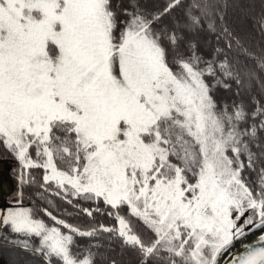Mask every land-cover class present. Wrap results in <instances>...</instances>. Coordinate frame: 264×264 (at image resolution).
<instances>
[{"label": "snow or ice", "instance_id": "1", "mask_svg": "<svg viewBox=\"0 0 264 264\" xmlns=\"http://www.w3.org/2000/svg\"><path fill=\"white\" fill-rule=\"evenodd\" d=\"M259 4L252 19L264 36ZM230 6L0 0V147L19 165L0 207L5 243L41 264H94L101 245L77 251L76 237L104 234L137 264H264V100L252 97L248 111L216 98L218 88L240 97L253 84L264 96V49L257 56L233 34ZM204 31L222 41L207 57ZM26 187L50 207L55 196L116 226L23 206Z\"/></svg>", "mask_w": 264, "mask_h": 264}, {"label": "trees", "instance_id": "2", "mask_svg": "<svg viewBox=\"0 0 264 264\" xmlns=\"http://www.w3.org/2000/svg\"><path fill=\"white\" fill-rule=\"evenodd\" d=\"M144 3L149 9L155 10L157 7L162 6L165 3V0H144ZM229 3L231 6L227 9L226 19L230 29L233 30V34L241 40V43L245 48L249 49L257 56L260 55L261 50L264 49V36L260 35L254 27V21L252 19L253 16L259 14L260 4H256L254 0H229ZM178 15L182 16L183 13H178ZM199 38L201 41L200 51L206 57L212 55V50L218 43H222V41L218 42L214 35H211L206 31L201 32L199 34ZM233 55L238 56L239 60L243 64L252 68L257 67L253 60L238 51L234 52ZM257 75L264 79V72L259 71L258 68ZM235 87L236 85L233 84V89H235ZM252 97H255L257 100H264V96H261L259 88L254 84L251 86L250 93H244L240 97H236L233 90L218 88L216 91V98L218 101L231 102L232 100H243L248 111H252L255 107V105L251 102ZM3 158L15 159L10 154L6 153L2 147H0V201L6 202V198L12 190L9 169L6 160H2ZM18 168V161L13 162L10 169L13 180V191H15L17 187V181L12 173V170ZM32 173L36 181L43 183V172L41 169H33ZM24 191L25 199L23 206H35L41 209L49 208V210L53 211L54 215H58L67 220V222L81 227H88L93 223L97 225L103 224L105 226H116V221L106 214L94 212L92 218L83 213L78 214L77 209L72 208L71 205H68L65 201L55 196L48 197L52 200L54 205V208L50 207L45 201L37 198L36 194L41 191L37 187H26ZM80 203L82 207L95 208L94 204L83 201ZM100 207L104 208L105 206L101 204ZM40 215L45 220L48 219L44 216L43 212H41ZM137 231H139L141 235L144 234L143 228L140 225H137ZM107 235L108 234H104V238L97 239L76 237V244L79 246L76 250L83 252L85 249L98 243L101 245L99 249L92 248L93 252H98V255L95 257L94 264H113V261H115L116 264H137L138 257L132 249L126 247L122 248L119 240L107 239ZM0 264H41V258L32 257L23 252L21 249L5 243L3 239L0 238Z\"/></svg>", "mask_w": 264, "mask_h": 264}, {"label": "rangeland", "instance_id": "3", "mask_svg": "<svg viewBox=\"0 0 264 264\" xmlns=\"http://www.w3.org/2000/svg\"><path fill=\"white\" fill-rule=\"evenodd\" d=\"M251 1H252V0H251ZM254 1L256 2V4L259 3V0H254ZM2 160H6V162H7V166H8V169H9V174H10V177H11V187L13 188V180H12V175H11V171H10V169H11L12 163H13V162H16V160L8 159V158H3ZM6 202H7V201H6ZM6 202H5V203H6ZM2 203H3V202L0 201V206H4V204H2ZM1 204H2V205H1ZM255 239H256L255 233H254L253 235H251V236L248 237V241H249V242L252 241V240H255ZM236 247H237V248L240 247L239 243H237Z\"/></svg>", "mask_w": 264, "mask_h": 264}, {"label": "water", "instance_id": "4", "mask_svg": "<svg viewBox=\"0 0 264 264\" xmlns=\"http://www.w3.org/2000/svg\"><path fill=\"white\" fill-rule=\"evenodd\" d=\"M11 190H12V192H13V188H12V187H11ZM2 204H4V205H5L6 203H5V202H3ZM2 204H1V205H2ZM250 242H255V240H252V241H250Z\"/></svg>", "mask_w": 264, "mask_h": 264}]
</instances>
